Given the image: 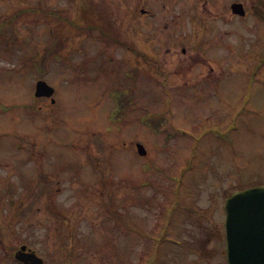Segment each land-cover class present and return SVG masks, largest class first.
<instances>
[{"label":"rangeland","instance_id":"rangeland-1","mask_svg":"<svg viewBox=\"0 0 264 264\" xmlns=\"http://www.w3.org/2000/svg\"><path fill=\"white\" fill-rule=\"evenodd\" d=\"M91 1L96 2L97 24L105 25L115 1ZM24 6L40 4L32 0ZM41 6L47 9L46 3ZM61 7L58 0L48 1V10ZM78 11L76 3L69 7L68 19L77 21ZM37 19L30 28L21 26L18 51L0 50V109L5 110L0 112V219L11 220L9 203L17 199L4 190L13 180L10 188L22 192L35 185L33 195L19 197L25 204L31 196L37 209L34 220L21 218L22 228L32 235L35 249L48 256V264H152L156 251L155 264H227L225 200L253 177H264V86L247 76L234 77L220 97L207 92L206 97L189 84L201 68L186 66L172 68L176 75L161 86L146 79L156 76L136 70L135 62L131 68L116 63L124 61L126 51L89 40L55 16ZM241 27L246 46L243 52H229V78L248 69L232 65L250 58L246 50L261 45L263 54L264 18ZM60 35L67 44L59 59L26 62ZM127 69L137 80L127 78ZM39 75L56 88V104L40 100L28 112L16 107L33 104ZM259 77L264 83V70ZM202 81L201 88L210 91L212 83ZM128 86L134 103L115 124L109 119V89ZM143 116L151 117L150 125L161 121L167 131L158 134ZM137 142L148 150L146 157L136 151ZM18 162L33 168L34 178L24 179L29 176L21 167L19 179ZM103 173L111 179L100 180ZM165 231L184 244L158 247Z\"/></svg>","mask_w":264,"mask_h":264},{"label":"flooded vegetation","instance_id":"flooded-vegetation-1","mask_svg":"<svg viewBox=\"0 0 264 264\" xmlns=\"http://www.w3.org/2000/svg\"><path fill=\"white\" fill-rule=\"evenodd\" d=\"M28 1L0 0V50L8 53L18 51L23 37L21 26L28 25L29 28L37 15V21L40 18L48 21V9L42 11V6L39 10L35 6H24L29 4ZM35 1L48 6V0ZM58 1L64 3L66 9H54L50 14L59 13L60 19L67 23L68 18L63 16L67 14V6L74 9L76 3L79 33H83L86 26L88 30L98 31L104 38L96 37L97 41L106 43L108 48L120 47L126 51L124 62L127 65H131L134 57L137 64L144 67L201 68L202 74L196 75V78H204L207 83L211 79L218 80L215 92H211L215 95L223 89L229 52H243L246 46L242 22L264 18V0H114L107 23L102 26L97 24L99 21L95 17V1ZM90 19L93 23H89ZM261 51V45L248 49L245 52H251L250 58L236 60L232 65H246L247 73L255 77V70L264 67V49L263 54ZM19 165L20 162L17 174L22 180ZM19 190L13 187L4 191L18 195ZM31 190L28 188L26 193L31 195ZM16 199L9 203L11 220L0 219V264H23L16 255L24 245L27 252H35L33 237L22 228L25 220H21L23 217L30 221L33 216L30 211L22 214L20 198ZM46 262L48 264L47 257Z\"/></svg>","mask_w":264,"mask_h":264},{"label":"water","instance_id":"water-1","mask_svg":"<svg viewBox=\"0 0 264 264\" xmlns=\"http://www.w3.org/2000/svg\"><path fill=\"white\" fill-rule=\"evenodd\" d=\"M55 90L44 81L37 97H51ZM142 155L146 151L138 145ZM229 264H264V186L235 193L226 204Z\"/></svg>","mask_w":264,"mask_h":264},{"label":"trees","instance_id":"trees-1","mask_svg":"<svg viewBox=\"0 0 264 264\" xmlns=\"http://www.w3.org/2000/svg\"><path fill=\"white\" fill-rule=\"evenodd\" d=\"M147 122V121H146Z\"/></svg>","mask_w":264,"mask_h":264}]
</instances>
